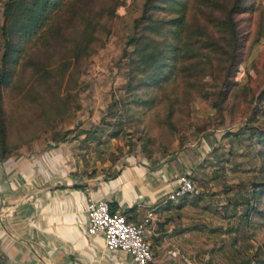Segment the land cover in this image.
<instances>
[{"label": "rangeland", "instance_id": "obj_1", "mask_svg": "<svg viewBox=\"0 0 264 264\" xmlns=\"http://www.w3.org/2000/svg\"><path fill=\"white\" fill-rule=\"evenodd\" d=\"M143 3H74L71 9L76 14H100L103 28L95 32L97 40L90 54L70 68L75 83L68 87L67 114L45 119L46 98L31 97L40 94V82H35L36 90L30 93L23 86L24 72L16 68L12 80L0 89V130L5 141L0 150L7 156L24 155L66 143L72 150V163L83 170L78 172L81 176L109 178L130 157L157 163L183 146L201 143L202 168H197V180L192 181L199 193L187 197L192 204L187 203L186 222L176 234L185 241L181 247L191 250L167 259L172 264H257L264 260V218L249 210L252 206L264 210V196L256 203L247 201L254 181L264 177V171L259 173L264 170V157L258 155L261 145L257 137L264 130V0L257 1L254 12L235 16L240 62L228 76L220 69L222 62L213 61L211 76L197 73L191 77L184 71L160 86L137 79L139 86L131 91L126 86L129 56L138 35L134 20ZM102 5L113 6L112 14L91 12ZM200 10L197 4L188 5V12L201 18ZM68 24L71 40L75 21ZM1 46L0 33V52ZM35 50L27 58L37 62L45 54ZM47 50L54 55V65L64 62L58 60L62 58L58 46ZM30 72L27 69L26 75ZM58 94L63 97L66 91ZM175 223L176 219L173 230Z\"/></svg>", "mask_w": 264, "mask_h": 264}, {"label": "crops", "instance_id": "obj_2", "mask_svg": "<svg viewBox=\"0 0 264 264\" xmlns=\"http://www.w3.org/2000/svg\"><path fill=\"white\" fill-rule=\"evenodd\" d=\"M65 144L0 159V264H134L127 254L107 250L100 234L85 233L86 197L113 204L131 221L152 210V264H172L167 258L190 252L176 234L192 203L184 196L164 204L179 175L189 171L197 180L201 143L183 146L157 163L130 157L109 178L81 176Z\"/></svg>", "mask_w": 264, "mask_h": 264}, {"label": "trees", "instance_id": "obj_3", "mask_svg": "<svg viewBox=\"0 0 264 264\" xmlns=\"http://www.w3.org/2000/svg\"><path fill=\"white\" fill-rule=\"evenodd\" d=\"M78 1L4 0L1 5L0 89L12 80L16 68L20 67L26 80L23 86H28L30 93L36 90L35 82H40V94L31 97L34 100L46 98L43 110L45 119L67 114L65 100L70 98L68 87L75 83L74 70L70 68L76 67L82 57L90 54L92 45L97 40L95 32L103 28L100 14H76L71 9ZM257 1L144 0L142 11L134 20L138 35L129 56L126 86L131 91L136 90L139 83L160 86L184 71L191 77L197 73L211 76L213 61L222 62L220 69L224 76H228L230 69L240 62V35L235 16L254 12ZM189 4H197L201 9L200 13L205 11L201 7L208 12H203L201 18L197 17L194 12H188ZM113 8L102 5L99 10L91 12L100 11L111 15ZM66 14L71 15L67 19L61 17ZM69 21H75L71 40L67 36L71 34L67 31ZM54 45L58 46L64 58H58L64 62H58L57 65L52 62L54 55L47 50ZM34 48L45 54L37 62L27 58L30 53L33 54L31 51ZM27 69L31 71L28 75ZM137 79H140L139 83ZM63 89L66 94L62 97L58 92ZM133 101L139 103L141 100ZM257 137L261 145L258 155L264 157V130L258 131ZM4 144L0 130V145ZM7 155L3 149L0 150V159L8 157ZM262 171L264 170L260 169L259 173ZM252 186L250 200L247 202L256 203L264 196V177L254 181ZM108 205L111 211L115 210L113 204ZM249 211L264 218V210L252 206ZM260 263L264 264V260L257 262Z\"/></svg>", "mask_w": 264, "mask_h": 264}, {"label": "built area", "instance_id": "obj_4", "mask_svg": "<svg viewBox=\"0 0 264 264\" xmlns=\"http://www.w3.org/2000/svg\"><path fill=\"white\" fill-rule=\"evenodd\" d=\"M177 184L165 195V201L177 202L184 196H194L199 189L193 184L189 173L179 175ZM85 233L100 234L104 247L109 251L127 254L134 264H152L153 253L148 241L152 210H148L136 221L128 220L118 211H111L106 201L86 197Z\"/></svg>", "mask_w": 264, "mask_h": 264}]
</instances>
